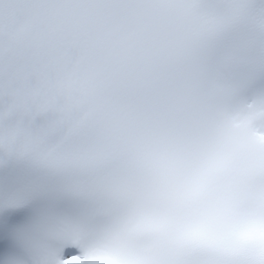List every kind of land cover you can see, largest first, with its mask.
Masks as SVG:
<instances>
[{
  "label": "snow or ice",
  "instance_id": "1",
  "mask_svg": "<svg viewBox=\"0 0 264 264\" xmlns=\"http://www.w3.org/2000/svg\"><path fill=\"white\" fill-rule=\"evenodd\" d=\"M0 264H264V0H0Z\"/></svg>",
  "mask_w": 264,
  "mask_h": 264
}]
</instances>
